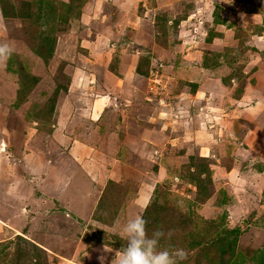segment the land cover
I'll return each instance as SVG.
<instances>
[{
	"label": "rangeland",
	"instance_id": "rangeland-1",
	"mask_svg": "<svg viewBox=\"0 0 264 264\" xmlns=\"http://www.w3.org/2000/svg\"><path fill=\"white\" fill-rule=\"evenodd\" d=\"M195 1L165 0L161 7L163 9L160 10L166 9L169 15L182 19L189 11H193ZM202 1L220 2L214 3L215 9L212 7L208 15L219 19L221 14H227L226 23H231L227 26L226 23L223 24L222 34L214 32L213 27H208V22L203 19L206 10L195 8L190 17L181 23V30L179 27L175 31L170 28L173 54L164 58L163 63L168 66L149 70L147 63L151 61L150 53H142L139 63L142 66L140 70L145 75L137 73L140 76L132 79L126 76L123 83L126 87L130 83L134 86L136 84L141 97L145 96V100L149 102V107L144 110H139L140 104H136L129 90V93L122 91L125 95L122 98L115 97V93H110L109 97L105 95L106 92L102 91L104 88L96 83L112 82V79L110 81L101 76L98 66H103V57H85L89 55L84 47L88 43L84 42L81 46L77 42L68 43L67 51L58 47L59 56L52 61L50 59L49 63L25 57L35 73L42 78L30 94L24 90L26 87L21 83L25 81L21 82L20 77H17L18 90L17 87L11 89V73L6 72V63L0 61V75L4 74L0 78V147L4 150L0 152V264H80L75 260L82 258L84 248H89V245L103 247L105 251L109 249L110 256L115 257L127 243L118 233H121L126 221L137 214L145 219L147 236H152L157 230L163 232L158 247L170 250L182 248L188 253L187 259L178 264H220L221 249L213 242L206 247L203 242L201 245L205 248H196L200 253L192 256L198 257L197 259L188 258L194 251H189L192 243L205 235L202 227L206 225V221L214 219L217 222L209 227L210 238L222 227H238L236 251L240 250L248 258L249 264H255L258 249L264 248V113L261 117L253 114L251 102L256 95L264 93V66L260 64L263 59L259 61L256 56H250L251 51L255 50L250 39L263 25L264 0H197V3ZM167 2L171 4L167 5L171 6L169 9L165 8ZM73 19V30H76L75 26L80 23L77 18ZM205 29L206 32L203 31ZM180 31L185 35L183 38H192L191 44L184 48L191 46L196 53L201 49L209 50L204 55L207 57L211 53L220 54L218 67L221 69V76L217 74L221 77L226 92L220 96H208L210 108L204 105V110L200 109L203 112L198 114V121H195L207 134H216V141H212L213 136L210 139L216 142L211 146L218 148L214 153L205 150L199 154V149L192 145V123L184 122L191 117L185 115L184 107L162 103L155 108L156 104L150 105L155 102L146 99L182 89V82L194 83L188 80H198L192 68L187 69L190 64L183 57V46L181 43L175 44L177 32ZM156 34L154 33V38ZM218 37H223V43L216 42V45H212L215 49L207 47ZM24 48L26 53L34 56L26 45ZM95 51L94 48L93 52ZM126 52L129 53L127 49ZM20 53L26 55L25 52ZM17 63H12V67L8 63V69L21 74L22 64ZM110 63H113V59ZM212 63H208L209 67ZM60 64L64 65L63 69ZM195 65L198 63L195 62ZM58 67L60 73L57 75V72L56 75L61 84L67 81L62 72L68 74V82L73 90V94H70L73 98L70 100L67 97L64 99L67 88L56 92L52 90V78ZM26 74L30 76L27 71ZM13 80L16 82V77ZM176 80L178 83L174 86ZM196 85L198 84L194 85V89L187 86L189 92L195 91ZM251 89L254 92L248 96L247 92H251ZM136 94L138 95V91ZM51 101L53 106L49 110L46 103ZM60 101L61 110L57 107ZM94 101L97 102L92 109ZM69 103L73 104L75 116L72 117L73 128L70 127L73 130V140L68 139L67 143V139L61 140L53 135L51 129L53 117L58 110L60 123H67ZM124 104L127 107H123L126 106ZM108 106L112 107L109 109ZM140 106L144 108L143 105ZM193 107L195 106L191 108ZM85 108L88 113L92 109L90 117H81L82 114L87 116L82 113L86 111ZM214 108L219 112L210 113V109ZM191 112L189 114L193 116ZM152 117L157 118L156 126L161 130H171L174 133L175 129L179 134L174 139H165L162 149L155 151L151 147L145 156L136 159L135 164L131 163V155L125 158L124 150H120L122 147L119 149L120 155H116L117 149L124 144V140L118 137L121 123L126 125L129 132L133 127L142 128L138 123L140 119L152 120ZM181 117L183 121L177 119ZM76 118H80L79 121ZM110 126L114 128L113 132ZM179 126L184 127L182 131L177 130ZM66 128L60 126V132L64 135H67ZM153 129L159 131L155 126ZM171 139L173 144L168 145ZM127 140L130 143V139ZM72 144L81 146L80 149L71 150L73 160L67 156V149ZM135 151L142 153L140 149ZM84 159L89 161L84 162ZM93 171L101 176H112L115 180H101L100 185L95 186V196H87L86 172L90 174ZM67 180L68 183L72 181L71 191L66 190ZM140 183L143 187L156 183L147 205L144 199H136ZM90 189L91 187L87 190ZM205 192H209V197L200 201L197 194ZM100 195L103 199L99 200ZM98 201L99 206L96 208ZM137 205H146V213L141 214ZM92 211H95L94 214ZM191 221L193 226L190 225ZM190 229L197 231V237L187 236L186 232ZM76 250L79 253L76 254ZM88 262L90 258L86 261ZM93 264H101V261L96 260Z\"/></svg>",
	"mask_w": 264,
	"mask_h": 264
},
{
	"label": "crops",
	"instance_id": "crops-1",
	"mask_svg": "<svg viewBox=\"0 0 264 264\" xmlns=\"http://www.w3.org/2000/svg\"><path fill=\"white\" fill-rule=\"evenodd\" d=\"M42 1L43 0H41L40 2L38 1L33 2V0H0V43L7 42L11 44L14 48L12 55L8 57L6 60L1 61L4 64L6 63V68H7L6 72L11 73V74L9 73L10 74L9 76L11 79L10 84L12 86L11 88L12 90L15 87H17V90H18L19 79H17V77L19 76H18V73H15L12 69H8V63L12 62L15 64L16 62L19 61L21 62L22 66L24 67L26 66L27 68L26 70L28 73L37 77V82L32 87L31 91L34 90V88H36L35 86H37L40 80H42V78H40V76L35 73L34 71L35 69L34 68L32 69L31 65L29 64V61L25 60V57L27 56H29L32 59L36 58V60L40 63H42L41 61L43 60L42 57H40V55L35 53L34 50L32 49L31 44H33V42H31L32 39L30 37L31 32L34 28L32 20H31V16L36 14L38 11L42 12L43 8L45 10L47 8V7L45 8L44 4L41 3ZM164 1L165 0H47L49 5H51L48 11L49 13H47L45 17H41L37 21L36 25L38 26L39 34L40 33L43 34L46 32L47 35L55 37L53 52L49 60L51 59L52 61L53 58L56 59V56H59L58 52L60 48L65 49L67 51L68 43L77 42V44L80 46L83 45L84 42L88 43L87 45H84V47L87 48V49L85 48L86 52L89 53V55L85 57L89 59L93 57L94 59L103 57L105 59L103 61V66L102 67L98 66V68L100 67V70H101L100 71L101 76L103 78L106 77V79L108 78L110 81L112 79V82L104 81V82H100L102 84L96 83V84L101 85V87L104 88L102 91L106 92L105 95L109 97L110 93H115L116 94L115 97L117 96V97L122 98L125 96L122 91L126 90L127 93H129L128 92L129 90L131 91L130 95H133V98L135 99L136 104L138 105L140 104L144 106V108H142L139 105V110H144L147 107H149V102L145 100V96L144 98L141 97V94H140L141 91L138 90L139 88H137L136 84L134 86V84H131L130 81L128 80L130 85L126 87L123 83V80L126 79V76L129 79H132L133 77H136V76H140L139 75L140 73L137 74L138 72L136 71V69H137V64L139 63V60L141 58L140 55H142V53L144 52L150 53V60H151L150 68L152 66H155L154 68H158L159 66H164L163 64L165 63L164 58L173 54L171 53L172 42L170 40L171 38L170 28H168L166 31L167 36L164 42L158 43L157 39L159 37L154 38V33H158V30L155 28L154 15H156L157 12L160 10ZM214 3L219 4L220 2L214 1L212 3H207V2L202 1L201 3L200 2L197 3V0H196L194 7H193V11L191 12L189 11L185 17H182V19H180L177 25V27L180 28L179 30H181V23H183L184 20H186L188 16L190 17L192 12L195 11V8L197 9L202 8L206 10L205 13H203L204 15L203 19L204 21L208 22V27H211V28L213 27L212 29L214 32H219L220 34H222L223 32L221 30V27H224L223 24L227 22L226 19L228 17H227V14L225 16L221 14L219 19H217V17L216 19L210 17V15H208L209 14L208 11H211L212 7L213 9H215ZM168 4L170 3L167 2L166 7H165L167 9L171 7L170 6L171 4L167 6ZM3 6H4V10L6 11L5 13H3ZM216 6H220V5H216ZM92 10L94 11V13H92ZM73 17L77 18V20H79V23H80L75 26L76 30H73V23H74ZM174 18L175 16L171 15L168 23L171 24ZM252 18L255 19V17H252ZM230 23L231 22L229 21L228 23H226L225 26H227ZM203 31L206 32V29ZM87 34H89V36H87ZM177 34H178V36H176L177 42L175 44L180 45L181 43V45L183 46V49L185 51L182 50L184 53V56L183 55L182 56L186 57L187 61L190 64L187 69L192 68V71L193 73L194 72L196 73L198 80H195V81L188 80V82H194V83L182 82L181 84L182 89H177V91L175 92L168 91L169 93L162 94L161 96H157V95L149 96L146 99L154 101L155 103H150V105L153 104L154 106V104H156L155 108H158L162 103L163 105H167V106L170 104H173V105H176L177 107H184L185 115L186 116L189 115L191 117L190 120L187 119L184 122H187L188 124L192 123L190 124V128L193 130L192 133L194 134V140H193L192 145H194L195 149H199L198 150L199 154L201 151H205V150H209V152L214 153L215 149H218V148H215L216 146L212 147L211 145L216 144V142H212V141H216V137H217L216 134H211V133L207 134V131L204 130L202 126H197L195 121H198V114H201L203 112L201 110H204L205 106L209 107L210 104L207 103L208 96L209 97L220 96L226 92L225 85L220 77L221 69L218 67V63L215 66H212L211 64V67H209L208 63L210 64V62L208 61L204 62L203 56L205 54V51L203 49L199 50L196 53L193 47L191 46L184 48L186 45H189L192 42V38L190 35H188L190 37L185 39L183 38L185 35L182 34L181 31L180 33L177 32ZM250 40L252 41L251 45L255 48L254 51H251L252 53L250 54V56L252 57L256 56L259 61L263 59L262 63L258 61V64L260 63L261 66H264V30L261 33L252 35ZM216 42L223 43V37L215 38L210 44L207 45V47H209L210 49H215V47L212 48V45H216L215 44ZM21 45H23L24 47L26 45L32 51L34 56H31L28 53H26L25 48L21 47ZM182 46L180 48H182ZM58 47L60 48L58 49ZM72 48H73V45H72ZM94 48L96 49L95 52H93ZM126 49L129 51V53L126 52ZM20 51L25 52L26 55H23V54L21 55ZM127 58L129 62L127 61ZM9 59H11V62H9ZM112 59H113V63H110ZM49 60H48V63H49ZM115 62L117 66H115ZM195 62H197L198 65H195ZM201 62H204V63L201 65ZM12 63L10 67H12L13 65ZM165 66H168V65L165 64ZM165 70L171 73V71H169L168 68H165ZM0 72H1V68H0ZM96 73L97 72L95 71V74ZM199 73L201 74L200 76L198 75ZM2 75L4 74H1L0 78ZM14 77H16V82L13 80ZM172 79H174V77H172ZM177 83H178V80L174 82V86ZM196 83L198 85H196L197 87L195 91H192V92L190 91L191 92L190 93L188 90V87L191 86L194 89V85ZM137 91H138V95L136 94ZM252 92H254V90L252 91L251 89V92L248 91L247 95L250 96ZM71 93L73 94V90L70 88V85L68 82L67 91L64 93V99L65 97L69 98V100L73 98V95H70ZM59 99L60 98H58V100ZM64 99H62V104H63ZM114 99H117V98H114ZM96 102L97 101H94V103L91 104L92 109L95 106ZM62 104H61V101L57 104L58 105L57 107H60V110H61ZM124 105L126 106H123V107H127V104H124ZM251 105L254 109L252 110L253 114L261 117L262 114L264 113V93L256 95L254 97V100L251 102ZM0 106H2V104H0ZM69 106H70L69 112L66 117L67 123L62 125L59 120L60 110H58L56 105H54L55 109L58 110V113L55 114L53 117V123H52V129H51L53 135L55 134L56 137L61 140L67 139V143H68V139L73 140V132H72L73 130H71L70 127H72V124H73L72 117L75 116V113L73 112V108H72L73 104L69 103ZM104 106H106V104ZM192 106H195L193 107L195 108L193 112H191V110L193 109L191 108ZM108 107L110 109V107L112 106H108ZM92 109L88 113V110L85 108L86 111L82 113H85V115L87 116H84V114H82L81 117H90L92 115L91 114ZM149 110H152V109H149ZM211 111H214L215 113L219 112L217 108H214L212 110L210 109V113ZM189 112H191L193 116H191ZM99 118H100V115L98 118H96V120L98 121ZM152 118H153L152 120L140 119L138 123L139 125H142V128L133 127L129 129V132L126 130V127H125L126 125L121 123V125L119 126V130H118L119 131L118 137L121 140L122 139L124 140L123 141L124 144L121 143L123 145L122 146L120 145V147L117 149V154L116 153L114 154L120 155L121 151L123 152L124 150L125 158L127 157L129 158V156L131 155L133 157L130 159L131 163L135 164L136 159L138 160L143 155L145 156L147 154V151L151 147L154 148L155 151L156 149H162L164 147L165 139L167 138L174 139L175 135L179 134L178 132H176L175 129H173V131H175L174 133L171 132V130H166V131L161 130L160 128L156 126V124L158 123V120H156L157 118L156 117H152ZM79 119L80 118H76L75 120L79 121ZM92 119L93 118H91L90 120ZM177 119L180 121H183V117L177 118ZM119 120L120 119H118V123H119ZM92 121H94V119ZM181 123L183 122H180V124ZM180 124H177V125H180ZM60 126L63 129L67 127L66 128L68 129L66 131L67 135H64L60 132L61 130ZM153 126H155L159 131L156 132L153 129ZM121 127H123V129ZM183 128L184 127L179 126L177 127V130L182 131ZM110 129L113 132L114 128L110 126ZM212 136H213V140L211 141L210 139H212ZM127 139H130V143L127 142L129 141ZM173 139L168 141L169 143L168 145L173 144L172 142ZM183 146H186V144H184ZM80 147L81 146H79L78 144L77 145L72 144L71 146H69V148L67 149V152H68L67 156L69 155L70 158L73 160V153L71 152V150H73V148L80 149ZM121 147L122 149H120ZM87 148H90V146H87ZM119 149L121 151H119ZM135 149H140L142 153H137ZM2 150L3 149L0 147V152ZM81 150H84V148H81ZM85 150L87 152H90L86 148ZM157 152H160V151H157ZM138 154H140V156H138ZM149 155H151V152L149 153ZM74 159H76V157H74ZM88 161L89 160L84 159V162H88ZM110 161H111V158L108 159V162ZM94 167H98V166L95 165ZM87 172H86V175L88 177L86 181V186H87L86 195L87 196H93L95 194V190H96L95 186L96 184L100 185L101 180L103 179L106 180L107 178L113 181L115 180L112 176H107V175L101 176L98 174V172L94 173V171L93 173H90V174H88L89 172L88 173ZM67 183H68V180H67ZM155 184L154 185L152 184L153 186L149 184L150 186L143 187L141 186V183H140V185H138V191H137L139 195H136V199L137 197L139 200L144 199L145 204L147 205L148 202L150 201L151 193L153 191ZM67 186L68 188L66 187V190L71 191L70 189L72 188V181H70ZM89 187H91L90 191L87 190ZM137 206L140 209V213H142L145 206L143 207H140L139 205ZM218 206L220 205L218 204ZM117 224H119V222ZM86 233L88 232L86 231ZM88 234H90V232ZM83 239H85V237H83ZM77 253H79V250H76V254ZM109 253H111L109 249L105 251L103 247H97L95 245L90 247L89 245V248L88 247L84 248L83 253H82V258L77 259L75 261L79 262L80 264H93L94 261L99 260L97 259V257L103 256L104 261H105L104 264H111V261L114 257H111ZM89 258H90V262L86 263V261L89 260ZM75 259H76V256H75Z\"/></svg>",
	"mask_w": 264,
	"mask_h": 264
},
{
	"label": "trees",
	"instance_id": "trees-1",
	"mask_svg": "<svg viewBox=\"0 0 264 264\" xmlns=\"http://www.w3.org/2000/svg\"><path fill=\"white\" fill-rule=\"evenodd\" d=\"M37 1L40 2L41 0H37ZM37 1L33 0V2H37ZM41 3L44 4L45 8L46 7L47 8H46V10L43 8L42 12L38 11L36 14L31 16V20H32V23H33V26H34L32 32H31V35H30V37L32 39L31 42H33V44H31V47H32V49L34 50L35 53H37L38 55H40V57H42L44 62L48 63V60L51 57V54L53 52V46H54V43H55V37L47 35L46 32L43 33V34H41V33L39 34L38 26L36 25V23L41 17H45L47 15V13H49L48 11H49L50 6H51L47 2V0H43ZM5 12L6 11L4 10V6H3V13H5ZM170 17H171V15H169V12H167V10H165V11L159 10L157 12V14L155 15V28L158 30V33L156 34L157 35L156 37H159L157 39L158 43L164 42L166 40V36H167V34H166L167 29L168 28H172V31H175V28L177 27V25H178V23L180 21V17H177V18H174L172 20L171 24H169L168 21H169ZM214 19H216V18H214ZM253 27H255V25H253ZM257 30H258V33H261L264 30V22H263V25L260 27V29H257ZM253 31H255V30H253ZM205 52H210V51L209 50H205ZM203 58H204V60H206L208 62L212 61L213 62L212 66L217 65V63H219L221 61L220 54H217V53H211L208 57L207 56H203ZM9 61L11 62V59H9ZM20 63L21 62L18 61V64H20ZM60 65H61L60 67L64 66L62 64H60ZM141 67H142L141 64L138 63L137 64V72L140 73V74L145 75V73L140 70ZM147 67H149V70H151L150 62L147 63ZM26 69H27L26 66L25 67L22 66L21 74H20L19 71L17 73H18V75L20 77L21 82L25 81V82H23L21 84L26 87L24 90H26L28 92L27 94H29L31 89H32V87L37 82V77L33 76L31 74H30V76L28 74H26L25 73L27 71ZM62 69H63V67H62ZM57 72H58L57 75H59V73H60L59 72V67H58L57 71L55 72V75H56ZM61 72H62V70H61ZM62 73L66 76L67 81L64 84H61L60 78L57 75H56L57 77L54 75V77H53L54 88H52V90L55 91V92L57 90L60 91L62 89L67 88L69 77L64 72H62ZM51 106H53L52 101H51V103H46V107H48L49 110L50 109L52 110ZM49 112H47V114ZM197 197H199L200 201H204V200H206L209 197V192H205L204 194H202V193L197 194ZM101 198L102 197L100 196L99 200ZM99 202L100 201L97 202L96 208L99 206ZM94 212L95 211H93V214H94ZM144 213H146V209H143L141 214H144ZM95 220H96V217H95ZM189 220H192V219L189 218ZM191 222H192V224H190V225L193 226V221H191ZM216 222H217L216 219L206 221V225L202 227L204 232H205V235L202 236L203 238H201V239H199V240H197V241L192 243V247L190 246L189 251H193L194 250L195 252L193 251L188 258L189 259L190 258L197 259L198 257H193L192 256L194 254H198L199 255L200 251L196 250V248L201 247V249H202L204 246L201 245V243H203V242L205 244V247L213 242V243L218 244V247H220V249H221L220 251L222 253V256L219 257L220 264H239V263H241V264H249L248 258L246 259L245 258L246 256L241 254L240 250L236 251V247H237L236 244H237L238 235H239L238 234L239 233V228L238 227H233V228L222 227L215 234V236L210 238V236H209V234H210L209 227L211 225L213 226L214 224H216ZM181 231H184V230L182 229ZM186 234L189 237H193V238H195V236L197 237V231L194 232V229H190L189 231L186 232ZM177 238H179V237L177 236ZM237 249H238V247H237ZM258 250H259L258 254H257V256H255V260H254L255 264H262V263L264 264V248H260ZM188 263H189V261H188Z\"/></svg>",
	"mask_w": 264,
	"mask_h": 264
},
{
	"label": "clouds",
	"instance_id": "clouds-1",
	"mask_svg": "<svg viewBox=\"0 0 264 264\" xmlns=\"http://www.w3.org/2000/svg\"><path fill=\"white\" fill-rule=\"evenodd\" d=\"M13 51L11 44L0 43V61L10 57ZM145 223V219L140 214L126 221L120 233L127 241L126 246L119 255H115L111 264H178L179 261L187 259L188 253L182 248L170 250L158 247L163 232L157 230L149 237L146 235ZM98 259L103 264L104 257L100 256Z\"/></svg>",
	"mask_w": 264,
	"mask_h": 264
},
{
	"label": "built area",
	"instance_id": "built-area-1",
	"mask_svg": "<svg viewBox=\"0 0 264 264\" xmlns=\"http://www.w3.org/2000/svg\"><path fill=\"white\" fill-rule=\"evenodd\" d=\"M154 78H156V77H154Z\"/></svg>",
	"mask_w": 264,
	"mask_h": 264
}]
</instances>
